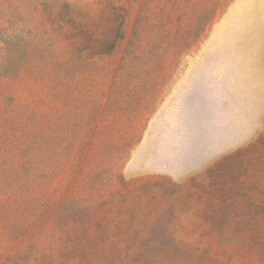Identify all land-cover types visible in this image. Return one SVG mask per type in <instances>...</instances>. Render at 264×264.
Here are the masks:
<instances>
[{"label":"rangeland","instance_id":"obj_1","mask_svg":"<svg viewBox=\"0 0 264 264\" xmlns=\"http://www.w3.org/2000/svg\"><path fill=\"white\" fill-rule=\"evenodd\" d=\"M0 264H264V0H0Z\"/></svg>","mask_w":264,"mask_h":264}]
</instances>
